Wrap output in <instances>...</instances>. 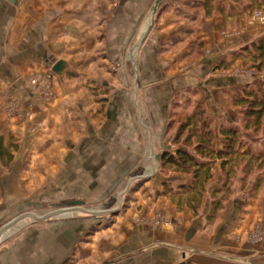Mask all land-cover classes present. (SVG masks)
<instances>
[{
    "label": "crops",
    "instance_id": "0c3cea01",
    "mask_svg": "<svg viewBox=\"0 0 264 264\" xmlns=\"http://www.w3.org/2000/svg\"><path fill=\"white\" fill-rule=\"evenodd\" d=\"M157 1L0 0V139L18 147L1 167L19 185L0 190V228L26 205L47 216L3 232L0 264H264L260 202L236 199L232 213L227 202L212 222L214 190L198 203L189 190H134L180 147L179 109L204 107L219 132L235 82L221 62L247 31L226 27L227 0L208 3L211 13L201 0H161L133 53L131 36ZM58 60L61 74L52 70ZM38 195L47 201H33ZM73 200L85 204L62 209Z\"/></svg>",
    "mask_w": 264,
    "mask_h": 264
},
{
    "label": "rangeland",
    "instance_id": "374dc122",
    "mask_svg": "<svg viewBox=\"0 0 264 264\" xmlns=\"http://www.w3.org/2000/svg\"><path fill=\"white\" fill-rule=\"evenodd\" d=\"M224 1V0H222ZM234 0H227V4L229 2L232 3V12L233 10H237L238 12H242V17H235V14L232 13L230 8H227V11L229 12L228 15H233L231 19H227L226 27L228 29H239V28H247V31L244 35V38L239 41L238 47L236 48V51L234 53H231L227 56V59L221 62L222 65H227V71L231 76H234L235 82L229 86L227 89V108L222 109L223 113V121L225 123H221V127H236L240 130V133L242 135L241 140L244 142L245 147H243L240 152L238 153L236 157H233V160L231 163H229L226 167V169H223L221 163L222 159H218L212 168V179L209 181L206 191L204 193V200L205 197H207V190H220L216 193L211 192L208 197H210V200L208 202L210 203V211L209 214L212 215V199L213 198H220L224 196V207L226 206L225 203L229 202V212L232 213L233 208L235 206L240 207L241 201L238 204H235V202L240 198H251L252 201L256 200L260 202L264 206V119L262 120V124L260 126H257L254 124V126H246L245 125V119L243 117V111L244 106L243 105H235L232 100L233 95H237V91L239 93L243 92L244 88H247L248 90H259L260 94H264V67L259 69L256 65V62L252 59L251 53L249 51H246L245 54H242V48L246 45H250L252 42L251 39L254 38L255 41H259L261 38H264V0H240L241 5L240 8L235 4ZM252 4L253 7H250ZM248 8V9H247ZM250 8V9H249ZM241 10V11H240ZM257 12H260V16H258ZM152 9H148L147 19L144 18L142 21L145 23L143 30L140 34L132 35V48H136L137 44H139L141 38L143 37V34L150 24L152 20ZM156 16L157 13L154 15L153 20V26L156 23ZM142 23V24H143ZM240 24H242V27H240ZM135 51L134 53H136ZM247 54V55H246ZM220 64V65H221ZM49 74H52L51 72ZM204 108V107H200ZM191 112V109L184 110L179 109V115H185L182 116L179 120L183 121L186 120V117ZM205 120L209 123V127L213 124H215V120H208L205 115ZM186 133H184L179 140L180 146H185L193 149V145L195 142V138L191 140L190 146L187 145V142L185 141ZM216 137L220 139L216 141V148H222L223 144L221 142V136L219 132H216ZM249 149L250 154L246 155V153L243 155V152L245 150ZM169 152H174L175 149H168ZM253 154V155H251ZM256 154H261L258 159L256 158ZM15 154L13 155V157ZM250 156H252L250 158ZM261 160V161H260ZM0 190H14L18 185L17 179L15 177H12V175H9L11 177L3 178L2 172L4 171V168L1 167L2 165L6 166V168H9V164H5L2 159L0 160ZM27 167V166H26ZM229 171V173H227ZM174 171L169 165L163 164L162 160L155 162L153 166L150 168V171L147 173L146 177L137 181L133 185L134 190H137L138 188H143L142 190H172V193L175 194L176 190H180V182L184 181L182 177L180 179H174ZM181 173V176L189 177L188 184L192 182V174L184 173V172H178ZM12 174V173H11ZM21 186L25 187L26 181H21ZM131 185H129L130 187ZM6 187V188H4ZM130 190H117L116 195L114 196V199L112 202L117 203L118 201L122 203L125 199V195ZM150 192V191H148ZM155 191H151L150 194H154ZM161 191H158L160 193ZM53 199H58L59 195H52ZM170 196V195H168ZM57 197V198H56ZM194 197H196V203H198L201 199L200 195L198 193L194 194ZM193 198V197H192ZM31 199V198H30ZM237 199V200H236ZM37 200H41L43 202L47 201V198L45 196H36L33 201L38 202ZM188 200V198L185 196L180 198V202H185ZM31 201V200H30ZM40 201V202H41ZM198 201V202H197ZM23 205V203L21 204ZM121 205V204H120ZM198 208V204H196ZM26 207L25 212H31V204L24 206ZM93 209H100V208H93ZM264 209V208H263ZM23 211V210H21ZM48 210H34V212L37 214H40L42 212H45ZM17 213V212H16ZM109 212H106L104 214H107ZM195 214L199 213V210H194ZM208 214V216H209ZM15 215V214H14ZM11 216H9L10 218ZM8 218V219H9ZM12 218V217H11ZM10 218V219H11ZM217 218V214L213 216L211 219L208 218V220H211L214 222ZM263 218H264V212H263ZM258 231L259 238L264 237V223L258 224L257 228L255 229Z\"/></svg>",
    "mask_w": 264,
    "mask_h": 264
},
{
    "label": "trees",
    "instance_id": "16d2710c",
    "mask_svg": "<svg viewBox=\"0 0 264 264\" xmlns=\"http://www.w3.org/2000/svg\"><path fill=\"white\" fill-rule=\"evenodd\" d=\"M213 1L214 0H201L206 13H211L212 9L210 11L209 8L207 9V6L209 5L208 3H210L211 8L213 6ZM250 7H253L252 4ZM246 51L251 53V57L256 62L259 69L264 67V38H261L259 41L253 40L250 45H246L242 48L241 53L245 54ZM237 93V95L232 96V100L235 105L244 106L243 117L245 119V125L254 126V124H256L260 126L264 119V94H260L259 90H248L247 88H244L242 93H239V91H237ZM205 115L206 110L197 107L181 124L175 137V141H179L180 137L187 131L185 138L187 145L190 146L191 140L195 138L193 149L188 146H180L176 154L165 151L161 158L163 164L169 165L174 171L192 174V182L190 184L181 185L180 190H189L194 194L198 193L201 198L204 196L206 187L212 179V168L214 163L218 159H222L221 165L223 169H226L227 165L232 162L233 157H236L238 153L240 154L242 151L241 149L245 147L238 128L221 127L219 134L223 147L216 148V131L209 127V123L205 120ZM17 148L15 144L4 147L2 145V139H0V159L6 158V163H10L13 160V151L17 150ZM245 153L249 155L250 150H245L243 155ZM260 155L261 154H256V158L258 159L261 157ZM251 157L252 156H250V158ZM227 173H229V171ZM217 191L220 190H215L214 193ZM223 200L224 196L212 199L211 211L213 213L212 215L209 214V219L215 216L219 210L224 207ZM194 208L196 211L197 206H194Z\"/></svg>",
    "mask_w": 264,
    "mask_h": 264
},
{
    "label": "water",
    "instance_id": "95a60500",
    "mask_svg": "<svg viewBox=\"0 0 264 264\" xmlns=\"http://www.w3.org/2000/svg\"><path fill=\"white\" fill-rule=\"evenodd\" d=\"M160 2H161V0H158L157 1V3H156V5H155V7H154V9H153V11H152V20H151V22H150V24L148 25V27H147V29L145 30V32H144V34H143V38H142V40L145 38V36L147 35V33L151 30V28H152V26H153V20H154V15H155V13L157 12V9H158V5L160 4ZM141 40V41H142ZM141 43V42H140ZM139 45V44H138ZM137 45V46H138ZM137 49V47L133 50V53L135 52V50ZM65 67H66V62H65V60H58L55 64H54V66L52 67V70H53V72H55V73H57V74H61L62 72H63V70L65 69ZM85 204V202L84 201H82V200H73V201H68V202H66L65 203V205H64V207L62 208V209H68L69 207H74V206H82V205H84ZM120 206V205H119ZM119 206H118V208H119ZM117 208V209H118ZM84 211H86V212H88V213H95V214H104V213H106V212H111V211H109V210H107V211H100V213H98V211H91V210H84ZM25 217H32V218H34V219H36V220H41V219H45V218H47V216H37V215H35V214H31L30 212H27V213H24V214H22L21 216H19V217H15V218H13L12 220H10L8 223H6L4 226H2L1 228H0V236L3 234V232H5L8 228H10L12 225H14L18 220H21L22 218H25Z\"/></svg>",
    "mask_w": 264,
    "mask_h": 264
},
{
    "label": "built area",
    "instance_id": "2783aa9c",
    "mask_svg": "<svg viewBox=\"0 0 264 264\" xmlns=\"http://www.w3.org/2000/svg\"><path fill=\"white\" fill-rule=\"evenodd\" d=\"M257 14H258V16H260V12H257ZM42 85H44V84H42Z\"/></svg>",
    "mask_w": 264,
    "mask_h": 264
},
{
    "label": "bare ground",
    "instance_id": "6f19581e",
    "mask_svg": "<svg viewBox=\"0 0 264 264\" xmlns=\"http://www.w3.org/2000/svg\"><path fill=\"white\" fill-rule=\"evenodd\" d=\"M152 17V16H151ZM147 29V28H146Z\"/></svg>",
    "mask_w": 264,
    "mask_h": 264
}]
</instances>
